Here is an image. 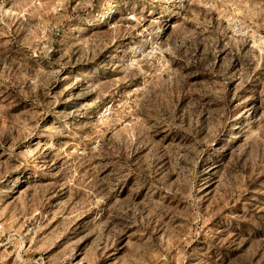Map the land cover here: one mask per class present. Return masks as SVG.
Here are the masks:
<instances>
[{
  "label": "rangeland",
  "instance_id": "rangeland-1",
  "mask_svg": "<svg viewBox=\"0 0 264 264\" xmlns=\"http://www.w3.org/2000/svg\"><path fill=\"white\" fill-rule=\"evenodd\" d=\"M0 264H264V0H0Z\"/></svg>",
  "mask_w": 264,
  "mask_h": 264
}]
</instances>
